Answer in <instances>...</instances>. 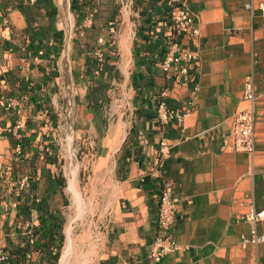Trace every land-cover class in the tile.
<instances>
[{
  "label": "crops",
  "instance_id": "1",
  "mask_svg": "<svg viewBox=\"0 0 264 264\" xmlns=\"http://www.w3.org/2000/svg\"><path fill=\"white\" fill-rule=\"evenodd\" d=\"M260 1L249 8L245 0H186L200 32L191 40L169 35L160 0H133L128 13L119 0H0V97L10 104L0 106V247L11 259L26 245L20 233L28 229L36 241L22 264H50L41 234L45 214L62 213L61 149L83 137L95 162L110 167L112 216L99 233L96 264H147L164 188L178 199V248L154 264H264V241L242 247L249 224L233 218L242 211L234 200L252 198L264 208ZM185 46L198 63L190 70L193 81L181 84L159 60ZM250 72L256 96L252 156L232 149L222 123L244 105ZM195 85L193 108L182 123H158L159 92L166 89L169 106L181 110ZM18 118L23 126L15 130ZM43 147L51 153L41 159ZM24 176L27 186L20 188ZM258 230L264 235V220ZM66 237L59 264L64 245L73 250L68 262L74 254L72 222Z\"/></svg>",
  "mask_w": 264,
  "mask_h": 264
},
{
  "label": "built area",
  "instance_id": "2",
  "mask_svg": "<svg viewBox=\"0 0 264 264\" xmlns=\"http://www.w3.org/2000/svg\"><path fill=\"white\" fill-rule=\"evenodd\" d=\"M167 15L169 23V35L174 36L179 33H184L191 40H196L199 37V27L195 20L193 13L186 5V0H160ZM23 3L32 4L35 0H22ZM123 12L128 13L133 8V0H119ZM246 7L252 8L254 0H245ZM261 14L264 15V0L258 4ZM89 19V18H88ZM174 45V44H173ZM179 55L175 56L173 51L169 49L159 60L160 66L164 72L174 70L179 83L187 84L193 81L191 68L197 65V56L195 52L188 46L181 48ZM251 56L254 58L256 53L251 51ZM100 67L93 71V75L100 74ZM253 72L245 76L242 92V100L244 105L237 111L225 117L222 123L226 126L227 134L231 138L232 149L234 151L243 152L252 156L255 151V86H254ZM197 86L193 87L190 93V98L184 103L181 110L174 109L167 103V90L162 89L158 95V102L156 106V120L160 124L167 123L168 121H175L182 123L183 118L188 114L192 108L195 98ZM4 97H0V106L8 107L4 101ZM46 113V111H45ZM23 122L18 118L15 122V130L20 129ZM11 127V126H10ZM11 130V129H9ZM51 150L48 147H43L40 151V158L42 159L45 154H50ZM163 153V150H162ZM27 176L21 179L19 186L24 188L27 186ZM177 197L171 190L164 188L160 191L156 208L154 209L156 217V231L154 237L149 244L147 251V264H154L161 261L169 253L177 250L173 229L176 222V203ZM234 205H237L242 211L234 214L233 218L236 221H243L249 224L247 235H242L240 245L245 247L247 245L257 246L264 241V235L259 232L258 224L264 220V208H257L252 200L240 199L234 200ZM13 205H16L13 202ZM21 236H24V243L29 246H34L36 241L35 234L26 229L22 231ZM9 253L0 247V264L7 261Z\"/></svg>",
  "mask_w": 264,
  "mask_h": 264
},
{
  "label": "rangeland",
  "instance_id": "3",
  "mask_svg": "<svg viewBox=\"0 0 264 264\" xmlns=\"http://www.w3.org/2000/svg\"><path fill=\"white\" fill-rule=\"evenodd\" d=\"M81 138L79 143L76 139H73L72 143L68 140L67 144L71 146L68 151L64 149L65 142L61 149L62 156L58 172L62 188L60 198L62 213L58 214V219L62 222L63 243L59 249L57 264H59L65 238V245L67 243L66 228L71 222L75 243L74 254L68 264H96L98 236L104 226L110 223L112 216L110 208L107 207L110 203L112 205V198H108L109 189H111L108 181L110 167L106 165L102 169L101 163L95 162L94 148L82 143L84 138ZM72 171L75 172L76 183L74 184L70 180ZM74 185L81 197L80 205L75 201L71 191Z\"/></svg>",
  "mask_w": 264,
  "mask_h": 264
},
{
  "label": "trees",
  "instance_id": "4",
  "mask_svg": "<svg viewBox=\"0 0 264 264\" xmlns=\"http://www.w3.org/2000/svg\"><path fill=\"white\" fill-rule=\"evenodd\" d=\"M98 68V66H97ZM96 69V68H95ZM94 69V70H95ZM101 69V68H100ZM93 70V71H94ZM93 73V72H92ZM40 151H38L39 153ZM58 216H54L53 213H46L45 219H43V227H45V230L42 231L41 238L44 242V247L47 253V257L49 258L50 264H57L58 255H59V249L63 243V234L61 233L62 229V222L61 219H58ZM52 219H55L57 222L56 224H53V227L56 232H53L52 228ZM54 233H56L57 237L54 238ZM24 247H18L14 250V254L16 255L15 259H9L10 264H22L23 256L25 251L28 249V244ZM54 246L56 249L54 254H51L50 246Z\"/></svg>",
  "mask_w": 264,
  "mask_h": 264
},
{
  "label": "bare ground",
  "instance_id": "5",
  "mask_svg": "<svg viewBox=\"0 0 264 264\" xmlns=\"http://www.w3.org/2000/svg\"><path fill=\"white\" fill-rule=\"evenodd\" d=\"M72 182H73V184L76 183L75 182V178L72 180ZM71 191L73 193V196H74L75 201L77 202L78 205H80L81 204V197L79 196V194H78V192H77V190L75 188V185L71 187ZM69 232H71V231H69ZM64 248H66V249H64V251H63V255H62L63 258H62V263L61 264H68V261H67L68 260V255L70 254V252L73 253L72 252L73 250L71 251V245L70 244L67 247H64Z\"/></svg>",
  "mask_w": 264,
  "mask_h": 264
}]
</instances>
